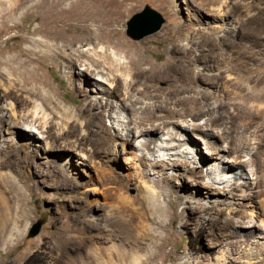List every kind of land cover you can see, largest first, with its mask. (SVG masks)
I'll use <instances>...</instances> for the list:
<instances>
[{
  "label": "rangeland",
  "instance_id": "obj_1",
  "mask_svg": "<svg viewBox=\"0 0 264 264\" xmlns=\"http://www.w3.org/2000/svg\"><path fill=\"white\" fill-rule=\"evenodd\" d=\"M132 4L117 25L122 29V37L104 34V38L120 44L129 40L133 43L132 50L136 46L141 58L157 65H162L169 56L164 47L169 39L182 44L195 41L194 52L201 53L209 64L206 72L222 73L206 87L213 93L223 94L222 109L232 127L228 138L232 136L236 145L244 137L248 151L257 154L264 151V109L257 111V103L252 105L247 99L256 78L264 77V0H133ZM69 5L70 1L64 4ZM144 5L154 9L162 22L153 32L139 38L130 37L125 33V23ZM3 7L4 0H0V14ZM38 19L33 12L27 11L23 16L17 13L14 21L7 22L9 26H16H11L2 38L13 36L8 44L15 49L28 47L29 42L23 41V36L38 37L34 33L41 23ZM41 28L50 30L48 24ZM182 28L190 30L178 32ZM75 32L90 37L96 28L88 24ZM118 56L128 59L124 51ZM202 65L203 62L195 61L191 68L180 70L194 73ZM41 72L48 77L56 97L76 113L81 95L69 88L66 75L56 66H48ZM158 84L165 86L167 81L161 80ZM263 84L256 88L260 90ZM98 87L108 85L102 80H98L97 86L88 84L90 98H100ZM191 93L196 94L194 90ZM0 103L5 107L3 113L19 122L17 127L0 123V264H95L94 256L107 255L115 248L125 249L134 257L138 254L152 257L159 254L157 247L165 241L162 252L174 253V264H224L229 258L235 259L236 264H264V224L260 222L264 218V195L256 193L252 199L242 200L241 207L231 204L229 197L224 201L214 195L190 200L188 193L195 186L193 179L188 171L173 163L188 162L189 167L197 168L204 175L202 182H211L215 174L209 172V165L201 167L196 149L184 131L174 140H159L169 141L174 148L163 149L154 143L150 149L131 148L115 135L122 127L118 117L124 118L130 111H123L113 102L112 109L105 111L103 118V125L111 131L110 143L102 144L92 132L79 147L48 151L46 147L51 139L47 134L31 129L21 115L10 110L8 100ZM140 105L141 102L135 103L131 112L141 114ZM85 120L80 119L82 123ZM204 120L201 118L198 122ZM81 132H85L84 128ZM18 136L33 138L36 152L13 147L12 141ZM142 137L134 136L132 142L138 144ZM196 143L204 148L197 138ZM218 144H224L220 138ZM133 152L143 153V161L133 158ZM158 160L162 166H154ZM246 171L249 172L248 167ZM230 175L221 173L217 178L233 179ZM215 185L221 190V196L228 188L225 182ZM154 204L158 210L151 209ZM209 205L212 208L206 209ZM233 208L251 216L256 223L254 235L247 240L241 238L243 241L236 250L231 249L235 238L230 237L228 230L245 227L224 224L232 217L241 219L234 216ZM139 212H143V220L151 233L136 244L135 237L143 236L136 228ZM249 218L245 217L244 221ZM36 221L39 222L37 233L27 236ZM200 223H204V229L199 228ZM127 261L124 264H131ZM144 264H161V261L157 257L155 262L150 260Z\"/></svg>",
  "mask_w": 264,
  "mask_h": 264
},
{
  "label": "bare ground",
  "instance_id": "obj_2",
  "mask_svg": "<svg viewBox=\"0 0 264 264\" xmlns=\"http://www.w3.org/2000/svg\"><path fill=\"white\" fill-rule=\"evenodd\" d=\"M67 1H70V5L65 7ZM132 2L133 0H4L0 14V67L5 66L4 70H0V102L8 100L10 110L21 115L31 129L47 134L46 137L51 139L50 145L46 147L48 151L72 150L73 147H79L92 132L102 144L110 143L111 131L103 125V118L105 111L112 109L113 102H117L119 108L130 113L124 118L118 117L122 126L121 131L124 130V133L119 130L115 135L121 138V143L131 148L135 146L138 149H150V145L154 143L163 149H170L174 148L172 147L174 145L168 144L169 141L163 143L159 140H174L178 133L183 135L182 131L189 135L188 139L196 149L197 158L201 160V167L209 165V172L215 174L211 182H202L204 175L197 168L189 167L188 162L173 163L175 167L188 171L193 179L195 186L189 190L190 200L195 198L199 201L201 196L214 195L224 201L229 197L231 204L241 207L242 200L252 199L256 193L257 196L264 195V151L259 154L248 151V141L244 137L240 138L236 145L232 136L228 138L232 127L231 121L222 109L225 104L223 94L213 93L206 87L213 84V78L217 75L222 76V73L206 72L209 64L203 60L201 53L194 52L195 41L190 40L182 44L169 39L164 44L169 56L162 65H157L141 58L136 46L135 50H132L130 46L133 43L129 40L120 44L104 38V34L122 37V29L117 25L121 23L125 11L133 7ZM27 11L33 12L34 18L41 21L39 27L34 29L38 37L23 36V41H28L29 46L15 49L13 45L8 44L13 36L5 39L2 37L11 26H16V24L9 26L7 22L14 21L17 13H22L23 16ZM45 24L50 26V30H42L41 26ZM88 24L96 28V32L90 37L75 32L78 27H82L83 30ZM184 30L190 29L182 28L178 29V32ZM194 31L198 33L200 29ZM231 31L233 32L232 29ZM14 49L15 51H12ZM121 51L125 52L128 59L118 56ZM8 52L11 53L6 57ZM195 61L203 62L202 67L195 70L196 72L185 73L180 70L182 67L191 68ZM48 66H56L64 73L68 78L69 88L74 94L81 95L77 100L79 105L76 106V113L73 111L74 108L59 100L51 89L48 77L41 72ZM98 80L107 83L108 87H98L101 96L92 99L87 94V85L97 86ZM161 80L167 81V85L160 86L158 83ZM263 81L264 77L258 76L251 87L252 90L247 94V99L252 105L257 103V111L264 109V86L260 90L256 88L262 85ZM193 90L196 94L191 93ZM138 102H141L139 115L131 112L134 110V104ZM4 109L0 103V123L19 126V122L13 120L12 115L7 116L3 113ZM81 118L86 120L82 123ZM201 118H205L203 123L198 122ZM92 126L96 127L95 132ZM82 128L85 130L84 133L81 132ZM164 129L168 131L165 132ZM134 136L143 137L135 144V141L132 142ZM218 137L223 145L218 144ZM196 138L204 144V148L196 143ZM178 144L180 146L181 143ZM12 146L17 149L25 147L32 153L36 152L31 137L18 136L12 141ZM178 146L175 144V147ZM133 155V158L140 162L145 156L137 152H133ZM154 166H162V162L155 161ZM247 167L250 173L246 171ZM221 173H230L233 179L217 178ZM216 182H225L228 186L222 196L221 190L215 185ZM255 188L257 190H254ZM143 199L147 202L146 196ZM153 206L156 204L152 205V210L159 209L158 206L154 208ZM207 207L206 209L212 208L211 205ZM233 214L241 219L232 217L224 224L230 227H245L241 230L236 227L237 230H228L230 237L235 238L231 249L236 250L243 241L241 238L245 237L247 240L254 235L256 223L252 221L251 216L242 214L238 208H233ZM143 217V212H139V224L136 228L140 229L143 236L137 237L139 240L135 237L136 244L151 233ZM245 217L250 218L244 221ZM260 222L264 224V218H260ZM198 226L200 229L205 227L204 223ZM262 230L264 231V228ZM166 243L167 241L161 243L157 247L161 251L152 257L146 254L134 257L125 249L115 248L107 255L94 256V262L124 264L129 260L131 264H144L150 260L155 262L159 257L161 264H174V253L162 252ZM209 247L213 249V246ZM190 254L192 256L193 252ZM236 262L235 259L229 258L224 264Z\"/></svg>",
  "mask_w": 264,
  "mask_h": 264
},
{
  "label": "water",
  "instance_id": "obj_3",
  "mask_svg": "<svg viewBox=\"0 0 264 264\" xmlns=\"http://www.w3.org/2000/svg\"><path fill=\"white\" fill-rule=\"evenodd\" d=\"M162 22L161 16L148 5L133 13L126 21L125 33L133 38H139L147 33L155 31ZM39 222H34L27 231V236L37 233Z\"/></svg>",
  "mask_w": 264,
  "mask_h": 264
}]
</instances>
